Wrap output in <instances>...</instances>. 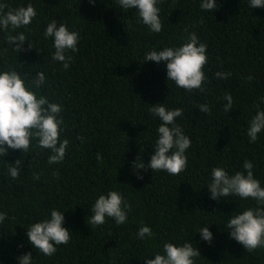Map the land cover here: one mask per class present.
<instances>
[{"label":"trees","instance_id":"obj_1","mask_svg":"<svg viewBox=\"0 0 264 264\" xmlns=\"http://www.w3.org/2000/svg\"><path fill=\"white\" fill-rule=\"evenodd\" d=\"M200 2L162 0L157 4L162 30L154 33L138 22L135 9L123 10L116 0H0L13 9L31 4L37 12L26 27L0 30V72L18 71L38 98L61 105L60 140L69 142L63 161L55 164L35 139L28 152L9 150L0 158V213L7 217L0 224V264H18L29 252L32 264H144L145 257L163 254L164 243L186 241L200 252L195 264H264V248L247 252L224 226L256 202L238 196L212 200L207 188L212 168L232 175L244 171L245 160L264 187V131L254 143L247 136L251 117L264 111V7L252 9L250 0H215L217 9L206 12ZM53 19L79 33L78 50L67 53L68 69L52 60L53 40L43 35ZM19 32L27 40L16 53L5 37ZM191 32L207 45L203 92L168 81L164 62L144 61L150 50L186 43ZM37 72L46 80L32 89ZM217 72L231 75L219 79ZM225 93L233 98L228 113ZM160 103L183 110L176 123L191 140L187 168L179 175L134 168L138 156L147 164L153 154L161 121L149 108ZM202 104L211 112H200ZM18 159L20 175L12 179L6 163ZM109 191L131 205L126 222L116 225L106 218L103 225H88L95 200ZM52 209L64 212L70 240L45 256L28 242L26 229L49 218ZM143 225L152 238H137ZM205 226L210 243L198 232Z\"/></svg>","mask_w":264,"mask_h":264},{"label":"clouds","instance_id":"obj_2","mask_svg":"<svg viewBox=\"0 0 264 264\" xmlns=\"http://www.w3.org/2000/svg\"><path fill=\"white\" fill-rule=\"evenodd\" d=\"M162 0H116V4L123 10L135 9L139 18L138 22L144 24L151 32L160 33L162 23L159 18L160 9L157 4ZM94 3V0H89ZM249 7H264V0H250ZM5 3H0V30L9 32L31 24L37 12L31 4L26 7L8 8ZM202 11L214 12L217 9L215 0H201ZM187 32V29H185ZM45 39L52 38V60L61 62L64 69L69 68L72 60L67 53H75L79 41V33L69 31L65 24H57L53 19L47 24L44 33ZM6 43L15 45L12 50H23V44L27 40L23 32L17 35L8 34ZM29 42V41H28ZM29 49L33 45L29 42ZM207 45L200 43L195 32L188 33L187 42L178 47H163L162 50H150L145 53L144 61H153L157 64L164 62L167 72V80L174 82L175 86L185 91L200 90L206 77L204 66L207 64ZM7 51V49H5ZM216 77L227 79L231 73L217 72ZM248 79H252L249 77ZM43 72H37L31 80L32 89H39L45 83ZM224 111L232 110L233 98L230 93H225ZM264 101V98H262ZM200 112L210 113L207 104L197 105ZM61 105L51 103L47 97L29 90L24 78L16 70L0 72V158L6 156L9 150L28 152L31 141L36 140V146L49 151L48 163L62 162L68 146V140H60L61 125L63 119L60 116ZM150 113L159 119L161 123L156 129L157 138L154 143L153 154L149 162L145 164L138 156L134 168L153 171H165L169 175H179L188 165L186 151L191 147V140L184 134L183 129L177 125L176 118L183 115L181 108L167 109L163 103L152 105ZM264 131V111H257L248 123L247 136L249 142L254 143L258 134ZM226 147V146H225ZM99 159V156L97 157ZM7 174L16 179L20 175L22 160L6 163ZM244 171H237L232 175L222 167H214L211 170V180L207 185L210 199L217 200L220 197L238 196L241 200H253L256 207L246 208L238 214L232 215L224 224L229 237L241 244L247 252H253L258 248H264V187L253 175V164L245 160L242 165ZM57 175L56 173H53ZM142 178V177H138ZM34 179H39V174H34ZM92 215L87 224L93 227L103 225L106 218H111L116 225L126 222L131 205L117 191H109L101 194L95 200L90 209ZM64 212L56 209L50 211L49 218L31 224L26 229L28 242L45 256H52L58 245H67L70 240L69 230L64 228ZM6 214L0 213V224L6 220ZM200 238L205 242H211L212 233L208 226L198 230ZM136 236L140 240L152 238L154 233L151 228L143 225ZM162 253H157L154 258L145 257L144 264H195V258L201 257L196 247L189 242L177 246L173 243H164ZM18 264H32V253H26L17 258Z\"/></svg>","mask_w":264,"mask_h":264}]
</instances>
